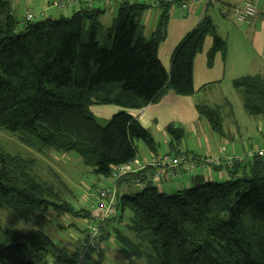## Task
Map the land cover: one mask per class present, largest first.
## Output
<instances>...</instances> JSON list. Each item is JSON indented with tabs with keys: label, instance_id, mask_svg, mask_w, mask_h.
I'll use <instances>...</instances> for the list:
<instances>
[{
	"label": "trees",
	"instance_id": "16d2710c",
	"mask_svg": "<svg viewBox=\"0 0 264 264\" xmlns=\"http://www.w3.org/2000/svg\"><path fill=\"white\" fill-rule=\"evenodd\" d=\"M178 1L156 0L160 16L146 37L143 19L151 3L145 0L123 2L109 27L101 22L102 13L92 9L71 17L20 20L12 0H0L1 130L37 152L74 153L93 174L107 178L115 166L139 157V141L157 155L159 142L129 110L157 104L169 92L194 96V63L207 37L213 38L208 67H213L218 53L227 55L226 40L205 15L178 44L170 72L166 71L158 50ZM216 1L226 5L227 0ZM233 87L247 114L264 117L262 76L236 79ZM96 105H115L122 111L102 125L90 110ZM197 110L215 133L226 137L218 109L198 104ZM166 132L169 149L179 155L185 130L170 124ZM245 158L247 163L244 159L227 168L228 180L204 182L195 176L192 187L172 195L147 182L149 167L126 175L145 186L131 195L118 190L116 213L100 224V242L108 235L107 225L117 221L115 216L122 221L130 211L128 227L136 243L115 230L127 264H136L149 250L150 264H264V156ZM34 165L0 145V208L12 210L25 222L50 211L91 217L90 210L75 209L42 182ZM50 260L74 264L75 255L59 247L39 221L26 232L0 224V262Z\"/></svg>",
	"mask_w": 264,
	"mask_h": 264
},
{
	"label": "crops",
	"instance_id": "0c3cea01",
	"mask_svg": "<svg viewBox=\"0 0 264 264\" xmlns=\"http://www.w3.org/2000/svg\"><path fill=\"white\" fill-rule=\"evenodd\" d=\"M50 1L51 0H12V6L15 15L21 20L24 19L27 13L38 14L41 12H46L48 18L71 17L73 15L72 11L66 13V11L59 12L52 10L48 5ZM126 1L133 3L134 0H125V2ZM145 1L151 3V7L147 10L143 19L145 26V36L148 37L154 32L156 28L160 11L156 6V0ZM243 1L245 0H237L235 1L234 5H228L225 8H219V10L218 8H213L212 12H210V17L214 21L220 36L227 42V55L224 57L221 53H218L215 57L213 67H208L207 57L213 46V39L211 37L206 38L203 51L197 55L194 63V96L182 97L174 94L173 92H169L157 104L149 105L143 109L129 110V112L139 120L141 125L153 134L157 141L159 138H163V140L165 138L167 150L163 152H160L159 150L158 155H174V152H172L168 147L170 141L168 134H163V132L166 131L167 126L170 124H180L183 126L185 135L186 132L197 133L206 139V141L202 143L203 138L201 139L200 137L198 146L193 147L192 151L188 149L185 150L183 146H180L177 150L180 151V153H189L201 158L216 156H241L244 157L245 161L243 163L245 164L249 161V159L245 158V155L249 152H264V145H261V143H259V149L250 150L244 147L241 151L237 149L236 145L238 143H235V137H232L231 134L228 135L226 133V137H222L215 133L211 129L210 125L206 126V124L204 125V134L202 133L201 129H199V125L203 120L199 115L196 105L201 103V101L209 102L213 100L212 96L206 95L207 92L217 93L221 91L224 86L233 85V82L236 79L246 76L260 75L264 78V8L261 9L258 6L259 14L252 20L250 24H239L234 19L232 9L234 7L240 6ZM122 3L123 0H105L102 2H96L89 9L97 10L102 13L101 22L103 25L107 23L112 24ZM253 3L255 2L253 1ZM174 5L175 6H173L170 13L166 39L161 43L158 50L159 60L168 73L170 72L171 58L174 50L183 40V38L198 25L202 17L207 15L208 8L211 4L206 6L205 3L201 1L193 2L192 0H180ZM223 9L226 11V13H223ZM154 10H156L157 13H154ZM218 11H220L221 16L216 14ZM106 17L107 19L105 20ZM229 18H232L234 22L229 21ZM152 20L154 21V25L152 28H148L147 24ZM221 27L224 30H221ZM227 101H225L226 105L229 108L232 107L230 102ZM91 111L96 117L102 120H109L115 114L122 111V108L115 105H96L91 108ZM235 124L237 126V130L239 128L238 122H235ZM50 157L53 159L54 163H57L60 166H66L64 164H68L69 161L71 163L73 162L71 157L62 158L56 154H53V156ZM141 158L142 157L139 155L136 161L132 163V167L135 172L141 171L143 165L148 162L146 161L148 158L145 156V159L142 161H140ZM227 170V168L223 167L214 168L208 166L202 171L194 174L182 172L174 178L168 176L163 180H152L150 178V172L153 170L150 169V172L147 173V182H150L152 185L158 187L160 191L165 193L182 191L184 189L190 188L193 185L195 176H200L203 180L216 182L228 180L229 175ZM108 179L110 180V178ZM111 182L112 185L115 184L113 181ZM144 186L145 183L132 181L131 177L127 176L123 179V182L119 186L118 190L120 194L123 192L136 193ZM94 191V188H88V196ZM80 197L75 198L80 200ZM81 198L86 200L85 202L81 200L84 208L92 212L91 207L88 206L89 202H87V197ZM118 216L119 214L115 216L117 221L120 220L117 218ZM37 223L38 221L35 223V226H37ZM80 233L82 237L78 239L77 246L79 241L84 237V231L81 230ZM77 246L73 249L72 253H74V250L77 248ZM100 247L101 242L98 249L92 252L90 255L89 264H91L93 255L101 251ZM41 257L43 258V256ZM96 264H99V262H96Z\"/></svg>",
	"mask_w": 264,
	"mask_h": 264
},
{
	"label": "rangeland",
	"instance_id": "374dc122",
	"mask_svg": "<svg viewBox=\"0 0 264 264\" xmlns=\"http://www.w3.org/2000/svg\"><path fill=\"white\" fill-rule=\"evenodd\" d=\"M237 0H227L226 5H210L207 11V16H210V12H212L213 8H225L227 5H234ZM257 6L261 9L264 8V0H253ZM175 6V5H174ZM217 6V7H214ZM116 8V7H115ZM69 12V11H67ZM66 12V13H67ZM65 13V14H66ZM154 13H157L154 10ZM217 15L221 16L220 11L216 12ZM107 17L105 18V20ZM235 19V18H234ZM21 20V19H20ZM41 20V19H39ZM104 20V21H105ZM229 21H233L232 18L228 19ZM234 22V21H233ZM106 27L111 26V23L105 24ZM154 25V21H149L147 26L148 28H152ZM221 30H224L221 27ZM217 33L218 29H217ZM220 35V34H219ZM212 38V37H211ZM213 39V38H212ZM207 96H212L213 100L209 102L201 101L200 105H206L213 109H218L219 114L223 118V127L225 132L232 137H235V143L237 149L243 150L246 149H259V143L264 145V117L262 116H250L244 109V104L241 95L234 89L233 85L224 86L221 91L217 93H206ZM228 100V101H227ZM225 101L230 102L232 107H228ZM197 107V105H196ZM92 108V107H91ZM90 108V110H91ZM92 112V111H91ZM93 113V112H92ZM94 115V114H93ZM95 116V115H94ZM96 117V116H95ZM102 125H106L109 120H102L96 117ZM202 122L199 125V129H201L202 133L205 132V127L209 126V122L206 118H202ZM238 122L239 130L235 124ZM180 125V124H174ZM181 126V125H180ZM183 128V126H181ZM263 131V134H262ZM166 135V131L163 132ZM203 138L197 133H187L183 139V146L186 149L192 151L193 147L198 146L199 138ZM160 143V152L166 151V141L165 138L158 139ZM206 141L205 137L203 138V142ZM234 143V144H235ZM0 145L1 147L10 154L20 156L24 159H29L34 161V174L44 183L51 186L55 191L59 192L66 201L71 204L75 209L81 210L85 209L84 205L81 203L82 201H86L81 197H88V188H94L95 191L100 188L106 186L110 188H114L112 185L113 181L107 177L98 176L92 173V170L86 167L80 157H78L74 153H56L51 150H47L45 152H37L26 145H24L19 139L10 134L7 131L1 130L0 128ZM138 153L142 157L140 161L144 160V156L148 158L149 156L152 158L151 153L144 145L143 142H137ZM56 154L62 158L71 157L73 162L70 161L68 164H64L66 166H60L57 163L53 162V159L50 156ZM146 161H149V159ZM77 161V162H76ZM136 161V160H135ZM134 161V162H135ZM210 180H204V182H209ZM193 186V185H192ZM191 186V187H192ZM94 191V192H95ZM91 192V191H90ZM93 192V193H94ZM168 192V194L172 195L177 193ZM135 193V192H134ZM122 194L131 195L132 193L123 192ZM81 196V197H80ZM75 197H80V200ZM132 213L130 211H126L124 213V219L122 221H114L107 225L108 233L107 237L101 241V251L99 253H95L93 255V259H91V264H127V261L123 258L120 250L122 245L116 239L115 230L121 232L123 236H126L133 240L136 243L137 239L132 230L128 227L130 224V215ZM39 221L43 225V229L45 233L59 246L66 247L67 250L71 253L73 249L77 246L78 239L81 236L80 231H85L87 226V219H84L79 216H74L73 214L67 212H56L50 211L45 215H37L32 217L29 221L25 222L19 215L14 213L10 209L0 208V224L4 228L16 229L22 232L29 231L33 229L35 223ZM144 249L147 250L148 243L145 242L143 244ZM98 249V248H97ZM47 258V257H43ZM135 260V259H134ZM152 260L150 250L146 255H143L142 260H136V264H150ZM0 264H9L7 262H0ZM50 264H55L53 260H50Z\"/></svg>",
	"mask_w": 264,
	"mask_h": 264
},
{
	"label": "built area",
	"instance_id": "2783aa9c",
	"mask_svg": "<svg viewBox=\"0 0 264 264\" xmlns=\"http://www.w3.org/2000/svg\"><path fill=\"white\" fill-rule=\"evenodd\" d=\"M105 0H51L48 5L52 10L59 12H81L91 8L96 2ZM115 1V0H112ZM171 1V0H169ZM204 2L206 6L217 4L216 0H192ZM125 2V0H123ZM128 2V1H126ZM132 3V2H130ZM186 7V6H183ZM223 13L226 11L223 9ZM259 14V7L251 0H245L240 6L233 9V16L239 24H250ZM27 21L43 20L48 18L47 13L38 14L27 13L24 17ZM255 154L264 156V152H249L245 157H253ZM244 161L241 156H216V157H197L189 153H180L177 156L171 154L152 155V158L146 162L142 169L147 167L152 169L151 179L162 180L166 177H176L182 172L194 174L202 171L205 167L228 168ZM130 173H135L132 163L115 166L112 170L111 179L115 183L114 188L102 187L87 197L88 206L91 207V217L87 219L88 223L84 237L79 241L77 248L74 250V264H89L90 255L97 250L100 245V224L113 214L116 213V203L118 197L119 180Z\"/></svg>",
	"mask_w": 264,
	"mask_h": 264
}]
</instances>
